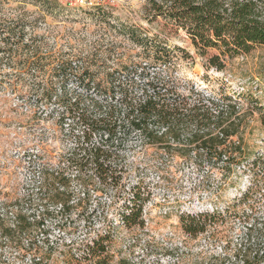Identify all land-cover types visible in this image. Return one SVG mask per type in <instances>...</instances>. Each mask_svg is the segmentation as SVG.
Segmentation results:
<instances>
[{
	"label": "rangeland",
	"instance_id": "obj_1",
	"mask_svg": "<svg viewBox=\"0 0 264 264\" xmlns=\"http://www.w3.org/2000/svg\"><path fill=\"white\" fill-rule=\"evenodd\" d=\"M257 2L264 14V1ZM174 7L173 0H116L102 15L70 9L64 0L49 7L0 0V17L26 11L24 43L38 34L46 56H81L71 72L87 70L85 78L53 77V65L24 64L30 51L0 39V264H96L81 259L83 247L106 234L107 264H264L255 255L264 249V46L227 56L222 70L206 67L185 29L166 17ZM133 28L145 42L130 34ZM162 46L169 58L158 61L154 52ZM114 76L115 83L132 77L126 86L134 92L158 77L194 97L236 102L241 152L228 167L223 161L212 166L195 149L184 152L185 142L169 148L133 131L114 153L123 166L115 173L76 168L71 162L83 125L66 101L82 98L95 113L91 98L104 100ZM100 139L96 133L88 143ZM42 184L43 193L70 192V206L61 209L48 198L46 206L31 205L41 202ZM133 192L142 202L143 225L121 215ZM46 207L52 215L41 213ZM34 213L44 223L18 231V219L33 222ZM202 214L213 215L206 228L187 232L183 220Z\"/></svg>",
	"mask_w": 264,
	"mask_h": 264
},
{
	"label": "trees",
	"instance_id": "obj_2",
	"mask_svg": "<svg viewBox=\"0 0 264 264\" xmlns=\"http://www.w3.org/2000/svg\"><path fill=\"white\" fill-rule=\"evenodd\" d=\"M35 1L46 7L56 3V0ZM173 1L175 7L166 13V17L185 29L196 52L206 57V67L212 66L222 70L226 67L227 56L249 53L258 45L264 46V14L257 0ZM96 12L102 15L106 13L104 7H98ZM27 23L26 11L12 18L0 17L2 42L8 46L22 43L25 50L32 54L30 58H22L20 60L22 63L37 68L53 65V77L64 79H69L71 75L77 78L86 77L87 70H83L78 76L71 72L76 61H81V56L74 54L69 57L46 56L37 44L41 37L38 34H30L31 42L24 43ZM135 32L133 28L130 34L134 38L140 37V42H145V38ZM212 48L217 51L211 52L209 49ZM2 49L5 48H0V52ZM184 53L186 57L193 58L189 50L186 49ZM154 58L158 61L169 58L167 47L156 48ZM122 67L130 66L125 63ZM112 79L114 85L110 91L104 93V100L91 98L92 111L95 113H90L88 109L90 105L83 102L82 98L76 97L74 100L68 98L66 101L71 116L77 123L83 125V129L76 134L78 145L71 162L76 168L93 169L98 176L115 173V170L123 166L113 160L114 153L120 145H126L133 131L143 135L145 141L151 144L161 143L169 148H172L176 141L185 142L186 146L180 147L184 152L195 149L196 157L207 160L212 166L223 161L225 164L221 165L228 167L241 152V141L234 138L238 135L240 127L236 102L232 103L224 97L216 99L194 97L192 92L190 94L180 92L176 87L169 86L166 80L158 77L148 78L142 91L136 92L126 86L132 77H126V81L120 80L118 83L114 82L115 76ZM52 96L51 92L44 94L46 99ZM96 133L101 139L89 144ZM42 188L44 184L39 189L42 195L38 199L41 202L33 203L30 200L31 205H35L36 208L41 204L46 206L43 200L48 198L53 203H61V209L70 206V192L56 187L54 191H49L48 188L43 193ZM139 197L137 192H133L125 204L121 214L125 223L144 224L141 218L142 202H139ZM43 211L42 214H53L47 207ZM212 216L202 214L190 222L183 220V227L189 233L203 231L207 226V220ZM32 217L33 222L29 216L18 219V231L29 228L36 221L39 224L44 223V216L39 214V219L36 220L34 213ZM106 238L107 234L85 243L81 259H96V264H107ZM255 255L263 261L264 249L258 250Z\"/></svg>",
	"mask_w": 264,
	"mask_h": 264
},
{
	"label": "built area",
	"instance_id": "obj_3",
	"mask_svg": "<svg viewBox=\"0 0 264 264\" xmlns=\"http://www.w3.org/2000/svg\"><path fill=\"white\" fill-rule=\"evenodd\" d=\"M116 0H64L65 5L74 10L96 11L98 7H108Z\"/></svg>",
	"mask_w": 264,
	"mask_h": 264
}]
</instances>
